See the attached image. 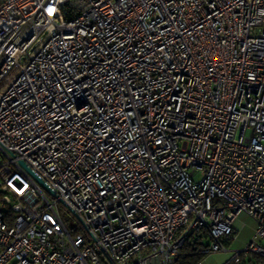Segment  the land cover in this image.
<instances>
[{
	"label": "built area",
	"instance_id": "built-area-1",
	"mask_svg": "<svg viewBox=\"0 0 264 264\" xmlns=\"http://www.w3.org/2000/svg\"><path fill=\"white\" fill-rule=\"evenodd\" d=\"M240 213L264 264V0H0V264H179Z\"/></svg>",
	"mask_w": 264,
	"mask_h": 264
},
{
	"label": "rangeland",
	"instance_id": "rangeland-1",
	"mask_svg": "<svg viewBox=\"0 0 264 264\" xmlns=\"http://www.w3.org/2000/svg\"><path fill=\"white\" fill-rule=\"evenodd\" d=\"M59 213L61 219L68 227H71L76 224V220L72 218L71 214H69L64 208L59 207ZM247 241L242 242V244L238 248H235L234 250L241 248L242 245ZM234 250H225V251H219L209 254L205 256L206 258L204 257V260L200 261L201 262L200 264H226L232 257ZM248 264H252V260L248 261Z\"/></svg>",
	"mask_w": 264,
	"mask_h": 264
},
{
	"label": "crops",
	"instance_id": "crops-1",
	"mask_svg": "<svg viewBox=\"0 0 264 264\" xmlns=\"http://www.w3.org/2000/svg\"><path fill=\"white\" fill-rule=\"evenodd\" d=\"M233 225L238 230L237 239L229 243L228 250H234L235 248H238L242 242L247 241L251 237L255 228V222L245 213H240L234 220ZM202 260H204V258Z\"/></svg>",
	"mask_w": 264,
	"mask_h": 264
},
{
	"label": "trees",
	"instance_id": "trees-1",
	"mask_svg": "<svg viewBox=\"0 0 264 264\" xmlns=\"http://www.w3.org/2000/svg\"><path fill=\"white\" fill-rule=\"evenodd\" d=\"M184 251L186 252L185 257L179 260V264H197L204 258V256L189 249L188 246L184 248Z\"/></svg>",
	"mask_w": 264,
	"mask_h": 264
},
{
	"label": "water",
	"instance_id": "water-1",
	"mask_svg": "<svg viewBox=\"0 0 264 264\" xmlns=\"http://www.w3.org/2000/svg\"><path fill=\"white\" fill-rule=\"evenodd\" d=\"M20 164L40 183V185L46 189L50 194L54 195V192L51 191L45 184L44 182L39 179L36 175H34V173L23 163V162H20Z\"/></svg>",
	"mask_w": 264,
	"mask_h": 264
}]
</instances>
